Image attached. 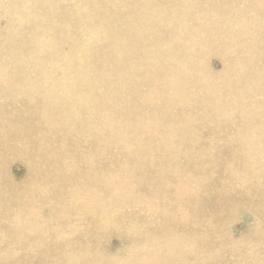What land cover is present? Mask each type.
Masks as SVG:
<instances>
[{"label": "bare ground", "instance_id": "obj_1", "mask_svg": "<svg viewBox=\"0 0 264 264\" xmlns=\"http://www.w3.org/2000/svg\"><path fill=\"white\" fill-rule=\"evenodd\" d=\"M246 1V5L243 6V0H135L137 4L132 9L135 19L132 24L125 26L122 33L124 35L127 33V37L130 38L131 31L137 30L135 34L142 31L133 38L141 42V45L135 51H131L130 43L122 44L123 47L116 43L112 47L126 57V59L118 57L119 62L137 61L134 68H121L123 76L131 79L126 87V91L130 93L128 116L132 113L131 95L134 96V103L138 107H145L146 112L140 116L139 123L128 125L132 128L130 130H133L130 132L135 134L125 135L122 139L124 142L103 144L98 150L91 151L76 143L71 144L69 150H73L75 154H86L91 159L112 155L126 158L124 162L108 167L105 165L106 160L102 167H97L88 159L84 170L74 166L71 177L61 175L56 178L62 185L66 181L73 183V188L68 186L69 194L72 193L69 198H76L77 206L72 205L69 210L82 209L84 211L82 216L87 219V222L80 220L72 225V234L82 227L94 230L126 223L127 219L121 217L120 209L124 199L122 198L123 190L131 188L129 178L133 179L137 176L138 181L143 184L137 183L136 190H140L139 192L145 195L155 193L162 201L161 205L159 203V210L155 208L157 205L147 210V225L154 219L152 215H156L155 209L159 213L157 215L159 220H155L158 224L150 228L153 238L137 239L135 244H145L137 249L143 253L129 252L126 255L129 258L127 263H132L135 255L137 257L134 264H199L200 262V264H206L208 259L206 254L189 250L196 247L197 239L206 238V236L202 234L198 238L195 235L197 232L192 233L190 228L185 229L186 226L187 228L193 226L191 223L195 220L194 215L188 214L187 211L199 212V204L205 197L203 193L207 186L201 179L202 174L206 172L217 174L216 170L219 167L221 171L225 169L234 186L241 187L248 186L252 180L264 177V129L251 127L264 122V26L260 23L262 21H259L260 18H264V0ZM249 3L250 7L246 8ZM48 5L46 3V6ZM250 11L255 12V17L251 20ZM16 14L18 15L17 11ZM11 17L15 18V16ZM17 17L19 15L16 19ZM246 19L249 21L246 22ZM238 22L242 23L239 29L229 28V25ZM247 29L250 30V36L244 35ZM260 39L263 43L261 46ZM210 59L221 60L222 69L211 71L213 69L207 66ZM54 70L56 69L52 71ZM70 71L74 70L65 67L63 74L61 73L62 75L58 77L60 79L54 84H48L47 80L49 86L44 77V83L47 86L40 85L43 84V80L40 83L41 79L39 81L35 79L29 84L31 86L36 84L33 91L29 90L30 87L26 90L39 96L40 105L52 100H58L59 104L60 100L61 104L69 100L71 102L69 105L81 103L79 105L81 107L83 103L89 110L97 98L94 99L91 89H87L89 92L82 94L81 84L79 85L77 79L74 81L78 85L72 83L73 86H71L68 83L72 80ZM40 75L44 76V74ZM45 76L46 79L52 77L47 74ZM83 77L86 76H82V79ZM95 78L98 77L95 76ZM20 81L23 82L21 78ZM87 81L86 83L89 84ZM93 82H95L94 79ZM86 85L84 83V87ZM136 87L140 89L139 92ZM67 103H63L65 108L60 111L66 116L71 113L67 108L69 105L66 107ZM59 104L58 107H60ZM148 106L151 107L148 108ZM82 107L84 108L83 105ZM43 108L46 107L43 106ZM70 108L73 107L70 105ZM92 108L94 107H90ZM96 110L93 111L96 112ZM114 110L113 112H116ZM81 112L87 111L81 110ZM88 113L91 112L88 111ZM105 113L101 112L102 115ZM84 117L86 122L79 125L80 129L74 132L76 136L82 134L83 129L91 131L95 124V117L99 119L102 116L86 114ZM176 117L182 119L184 124H173ZM194 117L202 120L193 123ZM104 119L108 121L110 117ZM97 121L102 123L103 120ZM97 125L98 123L95 126ZM0 128L8 135L9 142L6 145L15 148L16 142L23 135L16 132L17 128L10 129L3 125ZM98 128L94 131H98ZM91 135L87 141H92ZM27 136L31 142L36 141L33 134ZM137 136L140 138H136ZM108 138L110 136L105 139ZM219 139L223 141L219 142ZM42 142L43 146L37 149L39 159L33 163H59L60 157L54 159L52 155L54 146L45 139H42ZM24 148L25 145H21V149ZM182 155H185L188 167H191L188 170H192L195 178L183 175V167L178 162ZM132 160L137 163L135 168L129 166ZM201 163H205L201 165L206 167L204 170L200 168ZM79 173L83 178L81 182L76 181ZM48 174V169L44 168L43 173L36 175L34 185H47L42 194L50 197L52 187ZM219 174L217 175L220 177ZM98 176L100 181L96 188L95 182ZM149 178H153L154 182H146ZM148 183H150L149 187ZM34 185H27L16 192L34 195L38 192L34 189ZM228 186L229 189L226 192L220 191L217 195L232 200L235 194H240L241 189ZM41 198L40 194L34 198L38 201L30 202L44 204L46 199ZM143 199L144 196L140 195V204ZM68 222L66 219V223ZM68 243V241L65 242L66 245ZM146 245L151 246V251ZM61 260L60 262L64 264H75L79 261L82 264H115L110 259L100 262L98 256H93L92 253L83 259L77 260L72 257L69 260ZM252 264H256L255 259L252 260Z\"/></svg>", "mask_w": 264, "mask_h": 264}, {"label": "rangeland", "instance_id": "obj_2", "mask_svg": "<svg viewBox=\"0 0 264 264\" xmlns=\"http://www.w3.org/2000/svg\"><path fill=\"white\" fill-rule=\"evenodd\" d=\"M13 1L0 0V126L3 125L10 129L17 128L16 132L23 136L16 142L15 148L9 147L11 145H6L9 142L8 135L5 130L0 128V264H64L60 262L61 259L69 260L72 257L77 260L83 259L90 253L93 256H98L100 262L110 259L115 264H128L129 258L126 255L129 252L143 253L137 249L145 244H135L136 240L153 238L150 228L158 224L155 223V220H159L157 215L159 214V203L161 205L162 201L160 196L155 193L142 194L135 187L137 183H143L138 181L137 176L133 179L129 178L131 188L123 190L122 198L124 199L120 208L122 210L121 217L127 219L126 223L94 230L82 227L80 230L76 229L75 234H72V225L80 220L87 222V219L82 216L84 213L82 209L80 211L76 208L74 211L69 210L72 205L77 206V199L69 198L72 193L69 194L68 186L73 188V183L66 181L62 185L56 178L61 175L71 177L74 166L84 170L87 167L85 163L88 159L97 167H102L105 160L107 167L126 160L125 156L116 157L115 155L91 159L86 154H75L69 148L71 144L76 143L91 151L98 150L103 144L124 142L122 139L125 135L134 133L130 132L133 130H130L132 128L128 125L139 123L140 116L146 112L145 107H138L134 103V96L131 95L132 113L128 116L130 93L126 91V87L131 79L123 76L122 69L134 68L137 61L119 62L118 57L123 59L126 57L116 52L112 47L116 43L121 46L130 43L131 51H135L141 45V42L135 41L133 38L142 31H138V34H135L137 30L131 31L130 38L127 37V33L125 35L122 33L126 25L133 23L135 16L132 9L137 3L135 0ZM46 3L51 7L46 6ZM246 3L247 1L243 0L242 5L245 6ZM249 7L250 3L246 8ZM15 9L19 15L17 19L18 15L16 11L14 12ZM11 16H15V18L13 19ZM254 17L255 12L250 11V20ZM11 20L13 21L10 22ZM259 21H262L260 23L264 26V18H260ZM241 25L242 23L238 22L229 25V28L237 30ZM244 35L250 36V30L247 29ZM125 39H128L127 42ZM133 43L135 44L133 45ZM259 43L260 46L263 44L262 39ZM111 50L113 51L111 52ZM207 66L213 69L211 71H220L222 61L210 59ZM65 67L74 70L70 71L71 74L68 72L72 77V82H68L71 86L77 84V81L79 85L81 84L80 92L82 94L91 89L94 99L97 98L90 106L94 108L90 109L89 107L88 110L83 103L84 108L82 105L79 107L81 103H72L74 106L70 104L73 107L70 108V101L66 100L67 103L62 100L63 103H67L66 107L69 105L67 108L71 111L66 116L60 113L65 108L63 103L61 104V100L60 104L58 100H55L60 107L54 103V100L48 101V108L51 110L49 111L46 102L40 105L39 96L36 93L27 92L33 91L32 89L35 88L36 84L29 85L35 79L36 81L41 79L40 83L43 80V84L40 85H44L45 80L46 84L47 80L48 84H54L60 79L58 77L63 74ZM53 69L56 70L53 72ZM42 71L44 72L42 73ZM18 73L21 76H18ZM40 74H44V76ZM46 74L49 77L54 75L51 79L48 77L46 79ZM39 75L40 78H38ZM82 76L86 77L82 79ZM23 78L26 80L25 82ZM74 79L77 80L74 81ZM78 79L84 82L81 83ZM87 80H91V82ZM84 83L89 87L87 85L84 87ZM46 84L45 86L48 85ZM21 85L22 89H20ZM57 87L61 89V87ZM136 89L138 92L140 91L139 88L136 87ZM18 91L22 92L18 93ZM99 95L101 97L104 95V97L101 98ZM100 98L101 100H99ZM107 105L111 108H108ZM43 106L46 108L44 109ZM94 109H99L96 110L98 114L93 111ZM81 110L87 112L84 113ZM101 112L106 113L102 115ZM109 113L110 115H108ZM86 114L102 116V119L95 117L93 130L83 129L82 134L74 135V132L80 129L79 125L86 122L84 117ZM108 117L110 120L104 119ZM194 119L193 123L202 120L199 117H194ZM97 120L103 121L101 123ZM97 123L100 126H95ZM173 124H184V121L176 117ZM97 127H99L98 131H94ZM251 127L264 129V122L251 125ZM144 133H148V131H144ZM30 134L34 135L35 142L29 140L27 135ZM90 135L92 141H87L90 139ZM108 136L110 138L105 139ZM42 139L54 146L55 150L52 155L54 159L60 157L59 163H33L39 159V150L37 149L43 146ZM221 141L223 139H219V142ZM21 145H25V148L21 149ZM178 162L183 167L182 171L185 177L195 178L192 170H188L191 167H188L185 155H182ZM203 164L205 163L200 164L201 170L206 168L201 166ZM129 166L135 168L137 163L132 160ZM44 168L48 169V175L51 178L49 180L52 187L50 197L42 194L47 185H34L36 175L43 173ZM133 168L129 167V169ZM216 171L217 174L221 173L220 177L210 172L201 176L207 188L203 193V197H205L199 204V212L187 211L188 214L194 215L195 220L191 223L193 226L188 228L186 226L185 229L189 230L190 228L192 233L197 232L195 235L198 238L202 234L206 236V238L197 239L196 247L189 250L206 254L208 258L206 264H252L254 259L256 264H264V177L252 180L248 186L241 187L234 186L225 169L221 171L218 167ZM96 180L97 188L100 177L98 176ZM259 180L261 181L257 182ZM76 181H83L81 173L77 175ZM146 182L151 183L154 180L149 178ZM150 183L147 184L148 187ZM27 185H34V189L38 192L34 195L16 192ZM42 185L43 187H41ZM228 185L241 189L240 194H235L232 200L217 195L220 191L226 192L229 189ZM40 194L41 199H46L44 204L40 202L31 204V200L32 202L38 201L34 198ZM140 195L144 196L141 204ZM152 206L158 210L155 209L156 215H152L154 219H149L152 222L147 225V210ZM130 218L132 222H130ZM66 219H68V223H66ZM217 228L219 229L217 230ZM181 232L185 234V232ZM180 236L185 235L180 234ZM66 241L69 242L67 245ZM147 247L149 250L152 249L151 246ZM136 257L133 256L134 260L130 264H134ZM75 264L82 263L79 261Z\"/></svg>", "mask_w": 264, "mask_h": 264}]
</instances>
